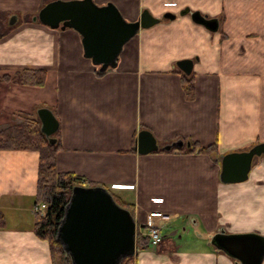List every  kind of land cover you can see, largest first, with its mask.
Listing matches in <instances>:
<instances>
[{"label": "crops", "instance_id": "obj_1", "mask_svg": "<svg viewBox=\"0 0 264 264\" xmlns=\"http://www.w3.org/2000/svg\"><path fill=\"white\" fill-rule=\"evenodd\" d=\"M42 1L0 0L6 16L0 30L7 29L0 36V77L46 72L42 87L0 83V127L15 112L36 117L42 105L52 110L59 121L57 170L80 177L84 186L104 185L131 204L140 231L149 214L161 212L197 230L201 222L208 232L264 235L249 216L226 227L218 210L219 202L242 206L251 189L259 192L253 198L259 204L252 205L264 209V159L253 160L245 181L224 183L220 164L206 153L164 149L177 141L181 147L215 144L222 156L264 142V0H94L114 3L128 21L143 9L162 19L141 29L124 45L117 66L103 72L84 57L75 30L19 17L20 11L38 12ZM184 8L217 18V31L180 14ZM167 12L175 18H162ZM187 58L193 59L192 98L176 66ZM141 129L152 132L157 151L133 149ZM38 159L37 151L0 150V264H52L48 242L32 230ZM207 235L201 231L188 246L181 235L163 234L158 247H138L133 264H236L210 246Z\"/></svg>", "mask_w": 264, "mask_h": 264}, {"label": "water", "instance_id": "obj_2", "mask_svg": "<svg viewBox=\"0 0 264 264\" xmlns=\"http://www.w3.org/2000/svg\"><path fill=\"white\" fill-rule=\"evenodd\" d=\"M191 19L210 31H217L218 19L208 18L188 8ZM162 18L174 19L164 13ZM40 23L56 29L75 30L81 40L83 55L103 72L115 68L124 45L141 29L149 28L162 19L143 9L136 20L128 21L112 2L99 5L94 0H52L37 12ZM176 66L190 75L193 59H181ZM40 131L50 143L59 121L52 110L40 107L36 111ZM182 141L164 146L165 150L181 147ZM139 154L157 151V141L148 129L138 131L134 148ZM255 158L264 159V142L241 152H229L220 159V180L224 183L243 182ZM55 239L61 244L64 264H121L123 259L138 251L137 225L131 211L119 205L112 193L102 185H74L56 229ZM210 244L233 258L236 264H262L264 235L255 232L225 233L219 230L210 236Z\"/></svg>", "mask_w": 264, "mask_h": 264}, {"label": "trees", "instance_id": "obj_3", "mask_svg": "<svg viewBox=\"0 0 264 264\" xmlns=\"http://www.w3.org/2000/svg\"><path fill=\"white\" fill-rule=\"evenodd\" d=\"M6 16L0 14V21ZM5 23V22H4ZM1 29V26H0ZM7 29L0 30V36L4 35ZM45 70L23 69L17 71L13 78L3 76L1 79H9L16 83L29 86L41 87L45 83ZM182 86L189 98L194 94L193 78L188 75L182 76ZM22 121H15L10 125L0 127V150H28L37 151L38 173L36 202L46 204L42 215L38 214L34 224V233L41 239L46 240L50 248L52 264H58V256L63 255L61 244L55 239L56 229L59 221L63 217L64 207L68 201L71 189L74 185H83V180L71 173L59 172L56 167V153L60 148V143H50L40 131V122L36 117L23 115ZM56 134V133H55ZM54 134V135H55ZM58 134V131H57ZM56 138V136H54ZM197 143L189 146L174 147L173 149L200 152L207 151L214 146L199 147ZM137 245L139 248L149 246L148 238L137 231ZM63 261V256L60 257ZM133 257L125 258L122 264H133ZM60 261V260H59Z\"/></svg>", "mask_w": 264, "mask_h": 264}, {"label": "rangeland", "instance_id": "obj_4", "mask_svg": "<svg viewBox=\"0 0 264 264\" xmlns=\"http://www.w3.org/2000/svg\"><path fill=\"white\" fill-rule=\"evenodd\" d=\"M49 1H52V0H45V1H42V4L41 6H43L45 3L49 2ZM19 17L22 19H25V20H30V18L32 17V15L34 16H37V12L35 13H25V12H21L18 14ZM6 20V19H4ZM140 31V30H139ZM139 33V32H138ZM137 33V34H138ZM136 34V35H137ZM16 74V73H15ZM2 77H0V83L2 82H8L10 81L9 79H1ZM45 79H46V76H45ZM13 82V81H12ZM13 83H16V82H13ZM16 84H20V85H24V84H21V83H16ZM29 86V85H28ZM44 86V85H43ZM42 87V86H41ZM188 97V96H187ZM189 98V97H188ZM40 107H46L45 105H42ZM19 112H15L11 118L12 121H10L9 124L7 125H10L12 123H14L15 121H22L24 119V116L21 115V114H18ZM5 126V125H4ZM58 131V130H57ZM57 132L55 135L53 136H57ZM197 148L200 147V145L197 143ZM214 148L212 147L211 149H208L207 151H204L202 153H206L207 155L211 156V158L213 157L214 158V161H218V164H220V159H221V156H220V153L218 152V148L217 146L214 144L213 145ZM196 150H192L190 152H196ZM200 152V151H198ZM262 163V160L261 159H257L254 161V164L255 165H258L260 167ZM257 174V171L253 173L252 177L254 178ZM101 185V184H100ZM93 186V185H91ZM104 186V185H102ZM105 187V186H104ZM247 187V186H246ZM249 187V186H248ZM250 189V188H249ZM259 192L257 191H253L252 189L249 190L248 193H246L247 195V199H246V203L244 202L242 206H235V205H225V204H222L219 202L218 204V210H219V213L221 214V216H219L220 218H224V216H226V218L228 219V224H224L226 227L229 226V224L234 221L236 218H240V217H247L249 216L250 218H252L253 221H255L257 223V225H260L261 224V227L263 228H260L264 231V221L261 222L259 219H261V216H264V209L263 208H259V209H256L257 206L256 205H252L253 201V198H254V195H257ZM36 195V193H35ZM113 195V194H112ZM261 197V195H259ZM113 198L115 199V201L129 209L131 211V213L133 214V206L131 204H128V203H125V202H122L118 197H116L115 195H113ZM248 201H251L250 204ZM256 204H259L257 202L259 201H255ZM41 204H44V203H37L36 202V197L34 196V205H33V213H34V222H33V225H32V230L34 231V224L36 222V219H37V216L38 214L42 215L45 208L44 207H41ZM39 206H40V209H39ZM37 215V216H36ZM170 216H168L166 219L164 220H159V223L162 222V224H165L162 225V234L166 235L167 238L169 237H172L174 238L175 240H179V235H181L182 237V241H187V244L188 246H194V243L196 242V238H198L199 234L201 233V231L207 235L206 236V242H209L210 244V236L214 233V232H217V230H215L214 232H208L206 229H205V226L203 225V223H199V226L200 228L197 230L194 228V226H189V223L186 221V223H184L182 221V219H178L177 221H174L173 217L171 216V214H169ZM189 215V214H188ZM190 215H193V214H190ZM178 216L175 218L177 219ZM263 218V217H262ZM264 219V218H263ZM185 220V218H184ZM230 222V223H229ZM169 223V224H168ZM0 224H1V221H0ZM3 224V223H2ZM168 224V225H166ZM220 225V224H219ZM164 226V227H163ZM186 228V229H185ZM184 230V231H183ZM178 232V233H177ZM177 233V234H176ZM208 237V238H207ZM164 242V240L162 241ZM164 244V243H163ZM210 246H213L212 244H210ZM64 255V253H63ZM61 255V256H63ZM61 256H58L59 259H58V264H64L65 263V260H61L60 257ZM135 256V255H134ZM134 256H132L134 258ZM60 260V261H59ZM124 261V259H123ZM122 261V262H123ZM133 261V259L131 260ZM121 262V264H122Z\"/></svg>", "mask_w": 264, "mask_h": 264}, {"label": "built area", "instance_id": "obj_5", "mask_svg": "<svg viewBox=\"0 0 264 264\" xmlns=\"http://www.w3.org/2000/svg\"><path fill=\"white\" fill-rule=\"evenodd\" d=\"M41 207H46V204H41ZM40 209V206H39ZM168 214L161 212H153L149 214L144 231H139L142 235L148 238V244L151 247H158L163 241L162 224L159 220H164Z\"/></svg>", "mask_w": 264, "mask_h": 264}, {"label": "flooded vegetation", "instance_id": "obj_6", "mask_svg": "<svg viewBox=\"0 0 264 264\" xmlns=\"http://www.w3.org/2000/svg\"><path fill=\"white\" fill-rule=\"evenodd\" d=\"M263 159V158H262ZM251 170V169H250ZM250 172V171H249ZM249 174V173H248Z\"/></svg>", "mask_w": 264, "mask_h": 264}]
</instances>
